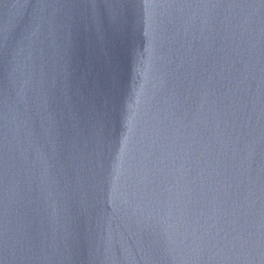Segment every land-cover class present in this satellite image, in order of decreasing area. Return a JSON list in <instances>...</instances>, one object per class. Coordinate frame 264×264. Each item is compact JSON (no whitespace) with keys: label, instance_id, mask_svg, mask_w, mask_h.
I'll list each match as a JSON object with an SVG mask.
<instances>
[{"label":"water","instance_id":"95a60500","mask_svg":"<svg viewBox=\"0 0 264 264\" xmlns=\"http://www.w3.org/2000/svg\"><path fill=\"white\" fill-rule=\"evenodd\" d=\"M0 264H264V0H0Z\"/></svg>","mask_w":264,"mask_h":264}]
</instances>
